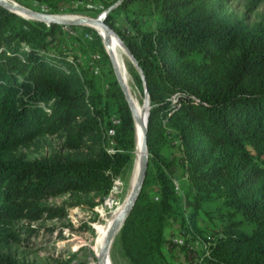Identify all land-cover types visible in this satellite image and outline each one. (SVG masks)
I'll use <instances>...</instances> for the list:
<instances>
[{"label": "trees", "instance_id": "trees-1", "mask_svg": "<svg viewBox=\"0 0 264 264\" xmlns=\"http://www.w3.org/2000/svg\"><path fill=\"white\" fill-rule=\"evenodd\" d=\"M13 1L52 14L96 3L98 14L118 0ZM105 20L137 61L151 104L146 179L119 232L129 263L175 264L176 250L186 264H264V0H121ZM78 27L26 20L0 6V242L29 245L36 229L20 220L65 215L37 205L46 195H107L113 177L126 179L131 168L133 120L101 38L83 26L110 73V91L63 53L64 35ZM128 71L143 94L139 71ZM42 134H58L63 149L88 156L26 159L19 148ZM169 147L176 151L163 153ZM205 203L217 204L222 223L203 232L196 215ZM169 222L181 243L165 237ZM0 264L21 263L0 252Z\"/></svg>", "mask_w": 264, "mask_h": 264}, {"label": "rangeland", "instance_id": "rangeland-1", "mask_svg": "<svg viewBox=\"0 0 264 264\" xmlns=\"http://www.w3.org/2000/svg\"><path fill=\"white\" fill-rule=\"evenodd\" d=\"M85 3H76L73 7L82 8ZM91 11L76 10L68 13L61 14H74V15H87L95 16L99 9L98 4L87 3L85 5ZM259 9L258 12H261ZM248 16L254 18L258 15L256 13H247ZM122 22V21H121ZM76 28V32L71 36L69 34L64 35L65 45L63 47V53L74 62L78 60L84 68H91L94 70V76L97 78L100 85L105 91H110L111 86L108 85V78L110 73L106 71V65L101 57V53L96 48L91 46V37L84 35V25H79ZM66 31L67 28L64 27ZM96 31V30H95ZM97 33V32H96ZM93 38V36H92ZM124 52V68L129 77V91L133 98L134 104L142 110L144 104V96L140 93L134 85L128 68L134 64L129 60L127 52L120 46ZM100 56H99V54ZM98 54L99 58L93 60V55ZM129 65V66H128ZM94 78V79H95ZM96 80V79H95ZM64 138L58 134L55 135H39L32 140L23 144L19 151L26 156V159H45L49 161L57 160H71L75 161L78 158L88 156L86 150H67L62 148ZM113 145V144H111ZM175 148H165L163 153L170 155L175 152ZM179 174V173H178ZM131 177H133V169L129 170L126 179L121 175L113 177L112 188L107 195H104L101 191L90 190L87 192L79 191H66L63 193H57L55 195H46L37 201L38 206L46 207H61L65 211V215L60 218L52 219H39V220H26L22 219L18 222L19 225H28L34 227L36 231L30 237V244L23 245L16 242L4 243L0 242V252L9 255L18 263H52L61 259H66L72 254H76L79 258L87 257L86 264H96V260L87 256L88 252L93 250V245L97 238V226L103 224L109 217V214L120 208L123 203L129 189L131 187ZM146 179V178H145ZM181 179V178H180ZM179 178H176L177 185L180 184ZM145 182V181H144ZM147 192L152 196L155 191V184L153 180H150L147 185ZM179 191V190H178ZM183 207V203L181 202ZM217 210L216 203H205L201 210L196 215V225L198 229L209 231L210 229H217L221 223L222 218ZM186 216L187 211H184ZM165 237L172 241L180 240V234L176 227L169 222L165 231ZM198 234L196 233V236ZM25 237V234L22 235ZM189 245L196 251H201L202 247L195 239H189ZM172 257L169 258V262L186 264L181 254L174 250L171 252ZM96 255V254H95ZM94 255V256H95ZM175 256L178 259H175ZM109 259L111 264H130L127 257L124 255L121 248L119 234L114 238L111 247L109 249Z\"/></svg>", "mask_w": 264, "mask_h": 264}, {"label": "water", "instance_id": "water-1", "mask_svg": "<svg viewBox=\"0 0 264 264\" xmlns=\"http://www.w3.org/2000/svg\"><path fill=\"white\" fill-rule=\"evenodd\" d=\"M120 1L121 0H118L115 4L104 9L95 16H85V15H74V14L46 13L43 11L35 10L33 8H30L13 0H0V6L9 10L12 13L17 14L18 16L26 20L41 21L46 23L47 25H50L52 23L61 24V25H84L96 30L97 34L101 38V42L104 47V50L108 55L115 79L124 96L125 102L127 103L128 108L131 112L133 127H134V146H133V159H132L130 172L134 168V172H135L134 180L123 203L120 205L118 212L115 214V216L108 225L99 253L97 255L94 254L96 258V264H111L109 259V249L111 247L114 238L117 236V234H119L126 217L128 216L129 212L133 208L136 200L140 195V192L142 190L146 178L148 163H149L147 127H148L149 109L151 104H150L148 92L145 87L144 76L139 68L137 61L128 51L121 38L109 26V24L105 20L107 14L117 4H119ZM98 29L101 30V33L98 32ZM114 40L124 47V49L128 53L129 60L134 64V66L141 75L144 85L143 96L145 99V105L147 107L145 124H143L142 116L135 107L128 85L126 84L125 78L118 66L117 57L113 52V45L115 43Z\"/></svg>", "mask_w": 264, "mask_h": 264}, {"label": "bare ground", "instance_id": "bare-ground-1", "mask_svg": "<svg viewBox=\"0 0 264 264\" xmlns=\"http://www.w3.org/2000/svg\"><path fill=\"white\" fill-rule=\"evenodd\" d=\"M98 32L101 33V30L98 29ZM114 42L115 43L113 45V52H114L115 56L117 57L118 66H119V68H120V70H121V72H122V74H123V76L125 78V82L129 86V84H128L129 83V77H128L127 72H126V70L124 68V58H123L124 57V52H123V50L120 47L122 45L119 44L118 42H116L115 40H114ZM125 52H126V50H125ZM135 107H136L137 111L142 116L143 124H145L146 123V111H147V107L145 105V99H144V104H143L142 110H140L136 105H135ZM134 174H135V172H134V168H133V177H131L132 179H130L131 180V184H132V182L134 180ZM118 210H119V207L109 214V217L105 220V222L103 224H98V226H97V238L95 239L96 242L93 245V250H94L96 255L99 253V250H100V247H101L105 232H106V230L108 228V225L111 222V220L113 219V217L115 216V214L118 212Z\"/></svg>", "mask_w": 264, "mask_h": 264}, {"label": "built area", "instance_id": "built-area-1", "mask_svg": "<svg viewBox=\"0 0 264 264\" xmlns=\"http://www.w3.org/2000/svg\"><path fill=\"white\" fill-rule=\"evenodd\" d=\"M69 32L70 33H72V34H74L75 32H76V30L75 31H70L69 30ZM99 56H98V54H94L93 55V58H98ZM69 61L72 63V62H74L71 58H69ZM114 133V131H113V129L112 128H110L109 130H108V134L109 135H112ZM175 184L177 185V182H175ZM176 189H177V186H176ZM175 242H177V243H181L182 241H181V238H180V240H175Z\"/></svg>", "mask_w": 264, "mask_h": 264}]
</instances>
